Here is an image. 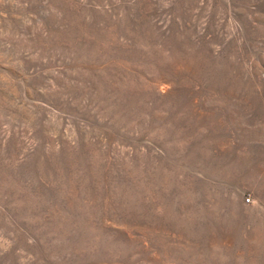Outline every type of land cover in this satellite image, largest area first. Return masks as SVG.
<instances>
[{
  "label": "rangeland",
  "instance_id": "374dc122",
  "mask_svg": "<svg viewBox=\"0 0 264 264\" xmlns=\"http://www.w3.org/2000/svg\"><path fill=\"white\" fill-rule=\"evenodd\" d=\"M0 264H264V0H0Z\"/></svg>",
  "mask_w": 264,
  "mask_h": 264
},
{
  "label": "built area",
  "instance_id": "2783aa9c",
  "mask_svg": "<svg viewBox=\"0 0 264 264\" xmlns=\"http://www.w3.org/2000/svg\"><path fill=\"white\" fill-rule=\"evenodd\" d=\"M247 201H250V199L248 198Z\"/></svg>",
  "mask_w": 264,
  "mask_h": 264
}]
</instances>
